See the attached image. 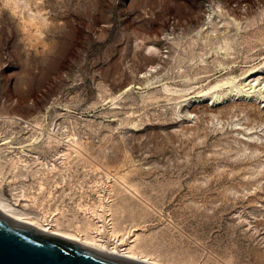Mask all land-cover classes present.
I'll return each instance as SVG.
<instances>
[{"label":"rangeland","instance_id":"rangeland-1","mask_svg":"<svg viewBox=\"0 0 264 264\" xmlns=\"http://www.w3.org/2000/svg\"><path fill=\"white\" fill-rule=\"evenodd\" d=\"M263 43L264 0H0V204L167 264H264Z\"/></svg>","mask_w":264,"mask_h":264},{"label":"water","instance_id":"water-1","mask_svg":"<svg viewBox=\"0 0 264 264\" xmlns=\"http://www.w3.org/2000/svg\"><path fill=\"white\" fill-rule=\"evenodd\" d=\"M0 264H144L37 230L0 212Z\"/></svg>","mask_w":264,"mask_h":264},{"label":"bare ground","instance_id":"bare-ground-1","mask_svg":"<svg viewBox=\"0 0 264 264\" xmlns=\"http://www.w3.org/2000/svg\"><path fill=\"white\" fill-rule=\"evenodd\" d=\"M264 44V43H263ZM262 44V45H263ZM262 47V46H261ZM263 50V48H262ZM259 51V50H258ZM261 51V50H260ZM264 57V56H263ZM257 59V58H256ZM252 61V60H251ZM228 62V61H227ZM226 63V61H225ZM224 63V64H225ZM230 64V63H229ZM221 65V64H220ZM232 65V64H231ZM226 66V65H225ZM228 66V65H227ZM219 67V66H218ZM227 67H222L221 70H224L226 69ZM218 70V69H217ZM220 72V71H219ZM264 74V71L259 68V66H254L250 69H248L247 71L244 72V75H243V80H247L251 77H255L256 79H259L258 76ZM264 78V77H263ZM242 79V78H241ZM252 81L249 82V89H254L256 86H258L260 83L254 85V84H251ZM259 82V81H258ZM244 83V82H243ZM225 84H228V81L226 80L225 82H222V81H218L215 83V89L216 88H221L222 86H224ZM245 85V84H244ZM209 87V86H208ZM213 87V88H214ZM224 88V87H223ZM244 88V87H242ZM211 89V88H210ZM210 89H202L201 91H199V95L197 97H201L205 94H207V92L210 90ZM259 90H260V87H259ZM239 91V90H238ZM246 92L245 93H249L250 91L248 90H245ZM254 91V90H253ZM240 92V91H239ZM236 103V102H235ZM241 103V102H240ZM218 104V103H217ZM206 105V104H205ZM239 105V103H238ZM242 105H246V103H242ZM195 106V105H194ZM197 106V105H196ZM201 106V105H200ZM207 107V112H221L220 114L221 115H226L227 113V108L226 106H223L224 108V111H222L223 108H219L220 110H217V109H214V108H211L209 107V105H206ZM222 107V106H220ZM228 107V106H227ZM240 107L241 104H240ZM205 108V106H204ZM216 108V107H215ZM234 108V107H233ZM243 109V107H242ZM192 111H197V107H193L191 109ZM199 110V109H198ZM229 110V109H228ZM237 110V109H236ZM239 110V109H238ZM254 111H252V116L254 117H257L259 116V118L261 120H264V116L263 118L260 117L259 115V110L258 109H253ZM242 111V110H241ZM240 111V113H241ZM238 112V111H236ZM235 112V113H236ZM246 112V111H245ZM191 113V112H189ZM200 113V112H199ZM239 113V112H238ZM248 113V111H247ZM251 113V112H249ZM212 114V113H211ZM217 114V113H216ZM232 114V112L230 113ZM220 115V116H221ZM215 116V114H214ZM228 116V115H227ZM208 117V116H207ZM251 117V116H250ZM249 117V118H250ZM252 117V118H253ZM250 118V119H252ZM257 120V119H256ZM208 121V120H207ZM260 121V120H259ZM197 148V147H196ZM206 148V147H205ZM229 156V155H228ZM138 160V158H137ZM214 162V161H213ZM228 163V162H227ZM193 164V163H192ZM209 164V163H208ZM192 167V166H191ZM186 169V168H185ZM207 169V168H206ZM191 170V169H190ZM193 170V169H192ZM203 171V170H202ZM184 173V172H183ZM181 175V174H180ZM197 175V174H196ZM183 177V176H182ZM189 177V176H187ZM186 177V178H187ZM185 178V179H186ZM218 183V182H217ZM249 183V182H248ZM220 187V186H219ZM0 212H2L4 215L16 220V221H20V222H23L37 230H40V231H43V232H46V233H49V234H53V235H56V236H59V237H62V238H66L68 240H71V241H74V242H77V243H80L82 245H85V246H88V247H91V248H94V249H98V250H101V251H104V252H108V253H111V254H114V255H117V256H120V257H123V258H126V259H129V260H133V261H137V262H141V263H144V264H167L166 262L162 261L160 258H158L156 255L154 254H151L149 253L148 251H145L144 249L141 248V246H138L136 245V237L129 240L127 243H124L121 247H119V245H121V241H120V244L118 243H113V244H106V242H104L101 238H99L98 236L96 235H92L89 233V235H86V234H83V233H80V232H74V233H68V232H63V231H60V230H57V228H53L52 226H49V227H45V225H47L46 223H39L38 221H34L32 219H25V218H22L18 215H15V213L13 212V210L9 207H5L4 205L0 204ZM96 228V227H95ZM97 229H100V228H97ZM99 231V230H98ZM113 234V233H112ZM136 235V234H135ZM116 236V235H115ZM119 241V240H118Z\"/></svg>","mask_w":264,"mask_h":264}]
</instances>
